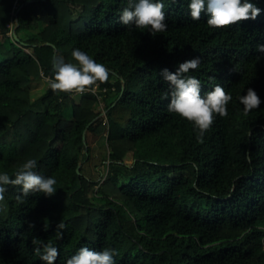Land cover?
Returning a JSON list of instances; mask_svg holds the SVG:
<instances>
[{"label": "trees", "instance_id": "1", "mask_svg": "<svg viewBox=\"0 0 264 264\" xmlns=\"http://www.w3.org/2000/svg\"><path fill=\"white\" fill-rule=\"evenodd\" d=\"M160 2L168 27L152 36L119 22L128 0H0V173L14 178L35 159L34 171L57 181L53 196L23 203L20 186H5L0 264H44L34 248L46 244L59 250L55 264L81 247L115 249V264H264V0H249L255 20L220 30L206 15L193 21L190 0ZM74 49L103 64L108 82L79 101L49 87L33 100L28 86L53 75L57 53L75 63ZM195 57L187 75L201 94L219 84L232 96L202 142L168 112L160 76ZM248 88L262 103L245 116ZM96 150L101 163L87 172Z\"/></svg>", "mask_w": 264, "mask_h": 264}, {"label": "clouds", "instance_id": "2", "mask_svg": "<svg viewBox=\"0 0 264 264\" xmlns=\"http://www.w3.org/2000/svg\"><path fill=\"white\" fill-rule=\"evenodd\" d=\"M188 11L193 21H199L207 16L206 24L214 30L226 29L240 22L255 20L261 13L249 0H190ZM164 4L160 0H128L120 16L119 22L131 30H146L152 36L167 30ZM256 51L264 54V45L258 44ZM73 62H66L65 58L57 53L52 58L53 75L47 78L48 87L54 93L83 94L91 92L99 84L109 80L110 72L101 63H97L86 52L74 49L71 53ZM258 56L257 59H260ZM201 63L200 57L186 60L177 66L175 72L167 68L160 72V76L169 85L163 98L169 99L167 110L193 125L198 132V139L203 141L205 132L211 129L217 115H227V105L232 96L225 92L224 88L217 84L213 90L204 95L201 94V82L194 76L187 75L196 70ZM239 103L243 105V114L247 116L251 111L258 109L262 103L258 94L248 88L246 95L239 97ZM251 161V154L245 157ZM37 167L35 159L26 160L16 171L14 178L7 172L0 173V201L5 198L7 185L21 187V194L16 200L23 203L25 197L32 193H41L45 197L53 196L57 189V181L54 177H44L34 169ZM193 167H196L193 164ZM33 228V224H29ZM65 224L59 222L56 225V235L63 238ZM33 244L41 242L33 240ZM34 253L40 256L44 264H55L59 256V250L51 244L34 248ZM118 253L115 249L105 248L96 251L88 247H81L75 255L67 259L66 264H115L114 256Z\"/></svg>", "mask_w": 264, "mask_h": 264}, {"label": "rangeland", "instance_id": "3", "mask_svg": "<svg viewBox=\"0 0 264 264\" xmlns=\"http://www.w3.org/2000/svg\"><path fill=\"white\" fill-rule=\"evenodd\" d=\"M15 21L14 18L10 24V27L13 29L12 30V35H14V31H15ZM12 23H13V27H12ZM48 88V82H47V78H43L37 82H34L32 83L30 86H28V89L30 91V94H31V98L33 100H38L42 95H44V93L46 92ZM80 96L81 94H77V93H74L73 97L79 101L80 99ZM104 102L101 103L100 105V110H102L103 114H105V112L103 111V108H104ZM40 108H42L43 106H39ZM89 142L91 143V146L92 147H96V149L98 148H103V137L100 136V135H91L90 136V139H89ZM99 152L96 150V153H95V158H93L90 162H88L85 167L87 168V172H91V173H94L97 169V165L101 163V158L98 154ZM129 161L131 162L132 159L131 157L129 158ZM100 170L103 171L104 167H100L99 168Z\"/></svg>", "mask_w": 264, "mask_h": 264}, {"label": "built area", "instance_id": "4", "mask_svg": "<svg viewBox=\"0 0 264 264\" xmlns=\"http://www.w3.org/2000/svg\"><path fill=\"white\" fill-rule=\"evenodd\" d=\"M12 27H13V23H12ZM11 29H12V28H11ZM12 30H13V29H12ZM12 30H11V31H12Z\"/></svg>", "mask_w": 264, "mask_h": 264}, {"label": "bare ground", "instance_id": "5", "mask_svg": "<svg viewBox=\"0 0 264 264\" xmlns=\"http://www.w3.org/2000/svg\"><path fill=\"white\" fill-rule=\"evenodd\" d=\"M100 102V101H99ZM104 106V105H103Z\"/></svg>", "mask_w": 264, "mask_h": 264}, {"label": "water", "instance_id": "6", "mask_svg": "<svg viewBox=\"0 0 264 264\" xmlns=\"http://www.w3.org/2000/svg\"><path fill=\"white\" fill-rule=\"evenodd\" d=\"M14 35H15V33H14Z\"/></svg>", "mask_w": 264, "mask_h": 264}]
</instances>
